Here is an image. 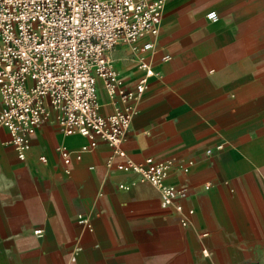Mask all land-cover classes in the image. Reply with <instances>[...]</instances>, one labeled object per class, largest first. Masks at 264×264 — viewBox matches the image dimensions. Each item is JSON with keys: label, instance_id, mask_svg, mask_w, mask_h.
Masks as SVG:
<instances>
[{"label": "crops", "instance_id": "crops-1", "mask_svg": "<svg viewBox=\"0 0 264 264\" xmlns=\"http://www.w3.org/2000/svg\"><path fill=\"white\" fill-rule=\"evenodd\" d=\"M147 39L154 74L121 147L168 163L166 182L187 188L183 211L160 206L120 157L107 165L104 139L64 134L51 110L24 159L0 127V264H264V0H166L157 34L137 44ZM139 53L108 52L127 88ZM96 83L111 113L120 102Z\"/></svg>", "mask_w": 264, "mask_h": 264}, {"label": "built area", "instance_id": "built-area-1", "mask_svg": "<svg viewBox=\"0 0 264 264\" xmlns=\"http://www.w3.org/2000/svg\"><path fill=\"white\" fill-rule=\"evenodd\" d=\"M165 1L0 0V127L9 130L19 158H25L30 135L54 110L64 134L84 135L89 146L95 144V137L104 139L112 149L107 165L113 164L114 156L120 157L115 167L133 171L154 185L160 206L183 211L180 200L187 188L166 182L168 163L151 156L134 161L121 147L135 102L154 74L147 59L153 41L137 42L157 34ZM207 16L215 19L216 13L210 10ZM118 43L140 52L137 68L143 73L132 88L123 85L108 57ZM97 78L108 98L120 102L111 113L100 111ZM60 150L67 162V151ZM39 159L46 162L44 155ZM77 218L88 224L86 216L78 214ZM186 222L180 216V223Z\"/></svg>", "mask_w": 264, "mask_h": 264}]
</instances>
